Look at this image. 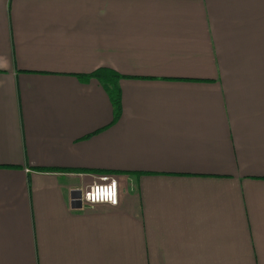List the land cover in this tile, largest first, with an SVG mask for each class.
Segmentation results:
<instances>
[{
  "label": "crops",
  "instance_id": "crops-1",
  "mask_svg": "<svg viewBox=\"0 0 264 264\" xmlns=\"http://www.w3.org/2000/svg\"><path fill=\"white\" fill-rule=\"evenodd\" d=\"M0 264H264V0H0Z\"/></svg>",
  "mask_w": 264,
  "mask_h": 264
},
{
  "label": "trees",
  "instance_id": "trees-1",
  "mask_svg": "<svg viewBox=\"0 0 264 264\" xmlns=\"http://www.w3.org/2000/svg\"><path fill=\"white\" fill-rule=\"evenodd\" d=\"M77 78H91L101 83L102 87L107 91V95L113 108V120L116 119L119 112V92L115 86V81L120 78L119 75L109 69L99 68L87 75H78Z\"/></svg>",
  "mask_w": 264,
  "mask_h": 264
},
{
  "label": "built area",
  "instance_id": "built-area-1",
  "mask_svg": "<svg viewBox=\"0 0 264 264\" xmlns=\"http://www.w3.org/2000/svg\"><path fill=\"white\" fill-rule=\"evenodd\" d=\"M113 181L115 179L110 175H98L95 177V180L85 189L79 191V201L80 204H83L88 207H95L98 205H106L108 207H116L118 205V190H117V184H116V200L117 202L115 204H111L109 202H98V203H92L89 200L85 199V193H100L106 191L108 188L111 187ZM116 182V181H115Z\"/></svg>",
  "mask_w": 264,
  "mask_h": 264
},
{
  "label": "clouds",
  "instance_id": "clouds-1",
  "mask_svg": "<svg viewBox=\"0 0 264 264\" xmlns=\"http://www.w3.org/2000/svg\"><path fill=\"white\" fill-rule=\"evenodd\" d=\"M85 199L89 200L92 203L98 202H109L111 204H115L116 200V182L113 181L110 188H108L104 192L100 193H85Z\"/></svg>",
  "mask_w": 264,
  "mask_h": 264
},
{
  "label": "water",
  "instance_id": "water-1",
  "mask_svg": "<svg viewBox=\"0 0 264 264\" xmlns=\"http://www.w3.org/2000/svg\"><path fill=\"white\" fill-rule=\"evenodd\" d=\"M70 195H71L73 202H76L77 207H79L80 206V201H79L80 192L79 191H73V192H71Z\"/></svg>",
  "mask_w": 264,
  "mask_h": 264
}]
</instances>
